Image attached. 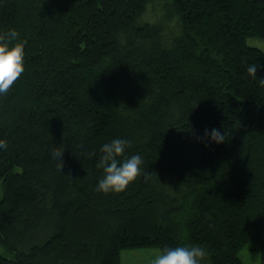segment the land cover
Masks as SVG:
<instances>
[{
	"label": "trees",
	"instance_id": "trees-1",
	"mask_svg": "<svg viewBox=\"0 0 264 264\" xmlns=\"http://www.w3.org/2000/svg\"><path fill=\"white\" fill-rule=\"evenodd\" d=\"M10 29L25 71L0 95V264L185 243L245 264L250 241L264 264V50L247 43L264 0H0ZM212 127L226 141L198 139ZM116 137L143 170L104 193L96 161Z\"/></svg>",
	"mask_w": 264,
	"mask_h": 264
},
{
	"label": "clouds",
	"instance_id": "clouds-1",
	"mask_svg": "<svg viewBox=\"0 0 264 264\" xmlns=\"http://www.w3.org/2000/svg\"><path fill=\"white\" fill-rule=\"evenodd\" d=\"M16 37L17 32L12 29L0 34V95L7 94L13 83L25 71L24 42L17 40ZM246 71L256 75L258 65L250 63ZM259 83L264 85V78L260 79ZM225 136L224 130L212 127L205 128L203 136L198 139L206 145L212 142L219 144L226 141ZM130 143L131 141L126 138L116 137L100 146L101 155L96 164L102 169V174L96 182L95 190L104 193L122 191L142 173L143 157L140 153L121 158ZM52 160L59 162L61 167L64 163L61 155L56 153L52 155ZM208 255L207 248L200 244L164 246L151 258L149 264H205Z\"/></svg>",
	"mask_w": 264,
	"mask_h": 264
},
{
	"label": "rangeland",
	"instance_id": "rangeland-1",
	"mask_svg": "<svg viewBox=\"0 0 264 264\" xmlns=\"http://www.w3.org/2000/svg\"><path fill=\"white\" fill-rule=\"evenodd\" d=\"M250 46H254L264 50V38L258 36H250L247 39ZM3 195L2 182H0V200ZM159 248H136L126 249L122 251V264H149L151 258L157 254ZM0 254L13 257L14 254L8 251L0 244ZM240 257L245 264H257L261 259L260 246L255 241H250L240 251Z\"/></svg>",
	"mask_w": 264,
	"mask_h": 264
}]
</instances>
